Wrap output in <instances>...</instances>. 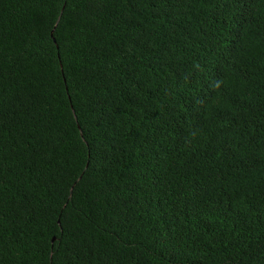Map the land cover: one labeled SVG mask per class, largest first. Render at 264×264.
I'll use <instances>...</instances> for the list:
<instances>
[{
    "label": "trees",
    "instance_id": "1",
    "mask_svg": "<svg viewBox=\"0 0 264 264\" xmlns=\"http://www.w3.org/2000/svg\"><path fill=\"white\" fill-rule=\"evenodd\" d=\"M0 264H264V0H0Z\"/></svg>",
    "mask_w": 264,
    "mask_h": 264
}]
</instances>
